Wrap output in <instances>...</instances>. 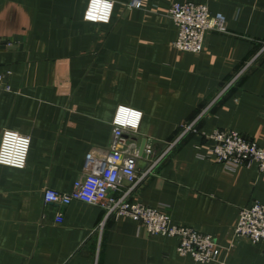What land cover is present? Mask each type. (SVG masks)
Here are the masks:
<instances>
[{
	"label": "crops",
	"instance_id": "0c3cea01",
	"mask_svg": "<svg viewBox=\"0 0 264 264\" xmlns=\"http://www.w3.org/2000/svg\"><path fill=\"white\" fill-rule=\"evenodd\" d=\"M131 1L113 0L110 21L93 23L83 19L88 0H0V137L11 129L30 138L24 168L0 164V264H264V241L233 236L239 209L264 203V171L256 162L224 169L205 137L235 130L264 149V51L132 197L213 236L214 261L178 254L174 237L150 235L131 217L100 230L98 206L44 202V188L69 192L87 152L108 148L119 104L142 111L138 147L170 140L264 41V0ZM185 2L225 21L200 52L173 46L169 8Z\"/></svg>",
	"mask_w": 264,
	"mask_h": 264
},
{
	"label": "built area",
	"instance_id": "2783aa9c",
	"mask_svg": "<svg viewBox=\"0 0 264 264\" xmlns=\"http://www.w3.org/2000/svg\"><path fill=\"white\" fill-rule=\"evenodd\" d=\"M130 6L139 7V0ZM114 8L113 0H88L83 19L93 23H108ZM169 16L177 29L173 46L188 52H200L204 48L207 34L211 30L224 31L225 21L221 14L211 15L205 4L191 2L173 3ZM264 51V41L257 54L225 84L208 104L191 121L180 126L170 140L145 139L138 147L132 136L138 132L142 111L119 104L111 121V137L108 148L87 152L83 168L69 192L44 188L43 200L66 206L72 201H81L98 206L103 217L101 230L109 219L128 216L141 223L150 235L171 236L177 240L176 251L180 255H191L196 262L214 261L220 246L213 236L199 232L189 226L172 224L167 207L163 204L148 206L132 200L140 186L155 175L163 160L191 134L199 132L198 123L209 109L228 91L243 71ZM204 134V133H203ZM205 137L212 142L208 156L221 163L224 169L234 171L239 166L256 162L259 171H264V149L235 130H216ZM30 138L18 131L4 129L0 137V164L16 169L26 165ZM62 213L55 217L62 222ZM235 240L252 244L264 241V203L253 201L239 209L234 227Z\"/></svg>",
	"mask_w": 264,
	"mask_h": 264
},
{
	"label": "water",
	"instance_id": "95a60500",
	"mask_svg": "<svg viewBox=\"0 0 264 264\" xmlns=\"http://www.w3.org/2000/svg\"><path fill=\"white\" fill-rule=\"evenodd\" d=\"M0 45H1V46L5 45V42H1V41H0Z\"/></svg>",
	"mask_w": 264,
	"mask_h": 264
}]
</instances>
